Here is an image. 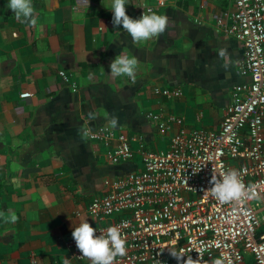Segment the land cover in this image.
Masks as SVG:
<instances>
[{
	"label": "crops",
	"instance_id": "crops-1",
	"mask_svg": "<svg viewBox=\"0 0 264 264\" xmlns=\"http://www.w3.org/2000/svg\"><path fill=\"white\" fill-rule=\"evenodd\" d=\"M102 2L33 0L30 24L0 0V264H89L70 258L72 226H97L87 205L106 191V177L125 173L90 131L109 124L167 148L181 128L219 129L234 86L247 79L244 44L225 30L234 0H128L132 17L148 3L168 18L143 43L113 24ZM117 54L137 58L134 80L110 72ZM150 111L176 120L158 129ZM125 164L142 166L140 156Z\"/></svg>",
	"mask_w": 264,
	"mask_h": 264
},
{
	"label": "built area",
	"instance_id": "built-area-1",
	"mask_svg": "<svg viewBox=\"0 0 264 264\" xmlns=\"http://www.w3.org/2000/svg\"><path fill=\"white\" fill-rule=\"evenodd\" d=\"M155 1V6H164L168 0ZM234 5L225 30L244 44L240 70L247 79L234 86L219 129L181 128L162 149L150 148L142 135L109 124L90 131L106 145L112 164L138 156L142 163L106 177V191L87 205L86 212L98 223L94 235L117 226L126 241V254L112 264H183L187 257L192 264H212L221 254L225 264H246L248 254L254 264H264V0H234ZM153 8L144 3L142 13ZM60 73L67 79L64 70ZM156 92L180 90L157 87ZM148 116L158 129L176 120L163 111ZM138 139L141 145L135 149L133 141ZM228 171H235L248 191L238 201L220 202L208 190L211 177ZM67 244L71 259H89L81 255L73 236ZM170 250L184 255L178 260Z\"/></svg>",
	"mask_w": 264,
	"mask_h": 264
},
{
	"label": "clouds",
	"instance_id": "clouds-1",
	"mask_svg": "<svg viewBox=\"0 0 264 264\" xmlns=\"http://www.w3.org/2000/svg\"><path fill=\"white\" fill-rule=\"evenodd\" d=\"M102 2V0H101ZM113 13L112 21L120 26L134 42H145L150 37L158 36L166 29L168 18L166 15L151 11L143 12L139 17H132L126 11L128 0H108L102 2ZM6 7L13 10L17 17H22L25 22L35 24L37 17L34 14L33 0H6ZM137 58L134 55L117 54L111 61L110 72L116 75H126L135 79ZM212 186L208 189L213 197L220 202L238 201L247 194V189L235 171H228L220 175L213 174ZM16 219L15 216L12 217ZM97 228L85 219L83 222L72 226V236L81 255L90 259L91 264H112L117 256L126 254V241L122 238L117 226H109L105 233L94 235ZM181 259L182 251L170 250ZM199 251V250H198ZM63 264H69L67 257ZM183 264H192V258L187 257ZM212 264H225L223 254L212 260Z\"/></svg>",
	"mask_w": 264,
	"mask_h": 264
},
{
	"label": "trees",
	"instance_id": "trees-1",
	"mask_svg": "<svg viewBox=\"0 0 264 264\" xmlns=\"http://www.w3.org/2000/svg\"><path fill=\"white\" fill-rule=\"evenodd\" d=\"M119 168H120L119 170H121L120 172H122V170H123V172H124V171L127 172V171H130V170L133 169V168L130 167L129 164H123V165H120Z\"/></svg>",
	"mask_w": 264,
	"mask_h": 264
}]
</instances>
